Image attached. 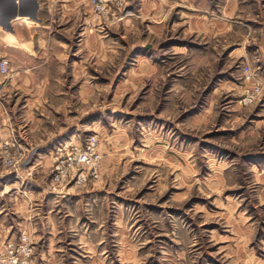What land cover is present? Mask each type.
<instances>
[{
	"label": "rangeland",
	"instance_id": "obj_1",
	"mask_svg": "<svg viewBox=\"0 0 264 264\" xmlns=\"http://www.w3.org/2000/svg\"><path fill=\"white\" fill-rule=\"evenodd\" d=\"M143 2L91 3L60 29V111L44 115L60 116V164L88 142L100 159L84 185L60 182L58 264H264V0H189L200 12L178 0L160 25ZM86 35L106 40L102 53ZM10 75L9 61L2 86ZM18 96L0 92L5 105ZM0 149L6 169L32 161L16 139Z\"/></svg>",
	"mask_w": 264,
	"mask_h": 264
},
{
	"label": "crops",
	"instance_id": "obj_2",
	"mask_svg": "<svg viewBox=\"0 0 264 264\" xmlns=\"http://www.w3.org/2000/svg\"><path fill=\"white\" fill-rule=\"evenodd\" d=\"M177 1L148 0L147 4L144 0L142 8L147 10L150 5L155 18L163 12L157 22L160 25L180 5ZM188 8L205 11L201 5ZM91 10L89 0H0V58L8 57L11 67L7 84L2 86L0 80V92L7 87L19 94L12 104L0 100V147L16 139L29 145L32 160L29 166L15 169H6L0 161V253L8 240L25 233L34 241L40 263L58 264V243L63 232L60 193H50L45 182L47 165L60 143V116L49 120L50 115L44 113L60 111V29L71 30L81 19L89 18ZM82 40L88 52L102 53L107 46L106 40L97 36L86 35ZM242 55L250 58V53L239 57ZM77 62L73 61L72 71ZM63 212L70 215L68 210ZM83 228L79 238L85 240L96 231L86 220Z\"/></svg>",
	"mask_w": 264,
	"mask_h": 264
},
{
	"label": "built area",
	"instance_id": "obj_3",
	"mask_svg": "<svg viewBox=\"0 0 264 264\" xmlns=\"http://www.w3.org/2000/svg\"><path fill=\"white\" fill-rule=\"evenodd\" d=\"M95 10L99 14L107 13L112 7L119 6L125 0H90ZM9 60L0 59V75L8 76ZM245 80L253 79V73L250 68L244 70ZM261 95V88L258 84L254 89L247 92L245 102L250 103ZM93 143H87L86 149H76V156L68 158L64 165L60 164V144L55 148L53 181L48 187L50 193H60V182H74L75 186H82L87 181V172L92 171L91 176H96L94 165L100 159V156L93 152ZM90 173V172H89ZM0 264H43L38 261L36 246L34 241L25 233H22L18 239L8 240L5 243V249L0 253Z\"/></svg>",
	"mask_w": 264,
	"mask_h": 264
}]
</instances>
